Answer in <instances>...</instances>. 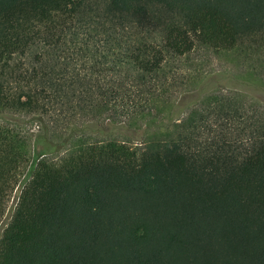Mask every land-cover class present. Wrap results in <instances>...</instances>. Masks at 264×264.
<instances>
[{
    "label": "trees",
    "instance_id": "1",
    "mask_svg": "<svg viewBox=\"0 0 264 264\" xmlns=\"http://www.w3.org/2000/svg\"><path fill=\"white\" fill-rule=\"evenodd\" d=\"M198 48L264 65V0H0V111L43 125L33 162L0 124V264H264V94L210 97L145 139L129 125L165 105L168 58ZM104 113L136 142L44 160L108 137L69 126Z\"/></svg>",
    "mask_w": 264,
    "mask_h": 264
},
{
    "label": "rangeland",
    "instance_id": "2",
    "mask_svg": "<svg viewBox=\"0 0 264 264\" xmlns=\"http://www.w3.org/2000/svg\"><path fill=\"white\" fill-rule=\"evenodd\" d=\"M39 51V50H38ZM37 54L36 49H32L23 61L28 65H34V59ZM50 66H56L58 69L62 65L56 64V59L50 58ZM163 80L169 88L166 94V103L153 111L152 115L145 116L144 119L136 123H129L134 129L138 130V139L149 137L160 126H166L177 119L184 118L192 109H198L205 100L213 96H229L237 100L240 104L248 106L249 104H258L259 97L264 94V65L257 62V59L249 60L240 52L219 53L206 49L198 48L193 53L184 57L168 58L164 65ZM62 72L63 69H61ZM94 121L108 137L101 134L84 132L76 134L67 147L59 153L44 156V160L52 162L60 159L69 151L77 149L83 142L102 141L106 139H115L133 144L131 137L118 135V124L122 119L104 113L97 118L83 117L73 124L85 125ZM51 128V137L56 141H62L69 135L70 127H55L52 120H47ZM0 124L16 128L29 137L31 159L36 161L33 152V143L36 136L43 131L41 122L34 116L24 113H9L5 115L0 111ZM14 202L11 203L13 205ZM10 214L3 220L8 221ZM0 225V228L2 226Z\"/></svg>",
    "mask_w": 264,
    "mask_h": 264
},
{
    "label": "water",
    "instance_id": "3",
    "mask_svg": "<svg viewBox=\"0 0 264 264\" xmlns=\"http://www.w3.org/2000/svg\"><path fill=\"white\" fill-rule=\"evenodd\" d=\"M14 205H15V203H13V206H14ZM8 217H9V216H8ZM7 219H8V218H7ZM6 222H7V220H5L4 223L2 224V226H1V228H0L1 230L3 229L4 225L6 224Z\"/></svg>",
    "mask_w": 264,
    "mask_h": 264
}]
</instances>
